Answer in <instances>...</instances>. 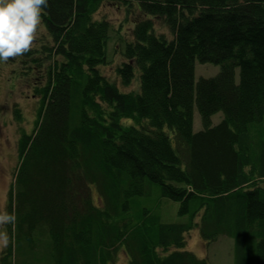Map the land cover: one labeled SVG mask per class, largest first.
<instances>
[{
    "label": "trees",
    "instance_id": "trees-1",
    "mask_svg": "<svg viewBox=\"0 0 264 264\" xmlns=\"http://www.w3.org/2000/svg\"><path fill=\"white\" fill-rule=\"evenodd\" d=\"M106 3L129 31L98 14ZM42 25L9 61L38 106L0 264H116L120 250L128 264H210L187 250L194 228L233 238L234 264H264V0H48ZM164 199L187 220L164 222Z\"/></svg>",
    "mask_w": 264,
    "mask_h": 264
},
{
    "label": "rangeland",
    "instance_id": "rangeland-1",
    "mask_svg": "<svg viewBox=\"0 0 264 264\" xmlns=\"http://www.w3.org/2000/svg\"><path fill=\"white\" fill-rule=\"evenodd\" d=\"M99 15H105L111 18L115 26L120 28V25L124 30L129 31L132 26V15L126 12L124 7H118L114 4H105L98 13ZM160 29H164L162 24H159ZM46 34V30L41 25L38 38ZM110 46L109 57L112 62L105 67V71L113 78L115 77V68L118 63L122 61L121 55L114 53ZM199 72H205V70H212V73L205 74V76H214L219 73L221 67L215 64H202L199 63ZM22 67L19 63V67L11 62H0V209H6L8 205L9 192L13 187L14 173L18 164V141L20 136V128L31 129L32 122L37 110V98L27 83L26 77L21 76L20 80H16L18 71H21ZM198 71L196 73L197 78L200 77ZM240 72L238 73V79H240ZM137 87L136 85H133ZM37 104V106H36ZM18 105L24 113L25 119L23 123L17 122L14 116V107ZM221 113L213 116V120L217 121ZM195 127L199 130L201 125V118L196 111L195 113ZM94 200L99 203L101 196L97 190L93 192ZM162 207V220L164 222H184L189 217L181 216L179 214V202L171 199H164ZM5 230V227H0V231ZM234 239L228 236H220V238L213 242L206 241L201 235L199 228H194L187 235V250L195 252L199 257L207 258L210 264H234ZM3 247L0 246V254ZM34 252L32 254L35 255ZM35 258H33L34 260ZM18 264H21L23 260L19 255ZM128 256L124 250H120L118 253L116 264H128ZM29 264H33L32 258L29 259Z\"/></svg>",
    "mask_w": 264,
    "mask_h": 264
},
{
    "label": "clouds",
    "instance_id": "clouds-1",
    "mask_svg": "<svg viewBox=\"0 0 264 264\" xmlns=\"http://www.w3.org/2000/svg\"><path fill=\"white\" fill-rule=\"evenodd\" d=\"M48 0H0V62L7 63L29 53L38 38ZM16 215L0 209V227L14 225ZM9 234L0 231V246Z\"/></svg>",
    "mask_w": 264,
    "mask_h": 264
}]
</instances>
